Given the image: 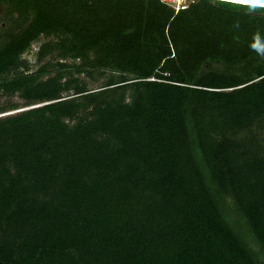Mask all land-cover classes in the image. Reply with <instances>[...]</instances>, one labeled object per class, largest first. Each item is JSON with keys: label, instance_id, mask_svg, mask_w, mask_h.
<instances>
[{"label": "trees", "instance_id": "trees-1", "mask_svg": "<svg viewBox=\"0 0 264 264\" xmlns=\"http://www.w3.org/2000/svg\"><path fill=\"white\" fill-rule=\"evenodd\" d=\"M0 2L25 23L0 77L41 35L36 59L114 75L90 92L58 61L0 80L47 102L0 117V264H264L263 7Z\"/></svg>", "mask_w": 264, "mask_h": 264}, {"label": "rangeland", "instance_id": "rangeland-1", "mask_svg": "<svg viewBox=\"0 0 264 264\" xmlns=\"http://www.w3.org/2000/svg\"><path fill=\"white\" fill-rule=\"evenodd\" d=\"M197 0H186V3L189 4ZM264 15V14H263ZM20 15L15 11V8L9 2H0V46L7 41V36L11 31L17 32L19 27L25 25L23 23ZM56 38L53 36H39L38 39L31 42L30 46L27 50H25L20 55V64L17 68L10 70L7 74H4L0 77V80L5 78L9 79L16 74H38L41 80L52 77L55 74V67H51V65H55L56 62H63L66 65L68 70L62 72L64 75L63 79H76L78 85H85L86 89L90 92L97 91L101 89L103 86L107 85L109 79L112 75L109 71H101V70H90L89 75L83 73H75L72 72L73 67H78L80 65V61H73L71 59L60 60L54 53L50 55H46L43 58L36 59V52L40 45L47 42H54ZM42 69H45L43 73H40ZM72 93V90L69 94ZM61 96H65L63 93ZM15 104V109H6L7 104ZM47 102L34 104L32 106L22 107L23 100L19 98L18 93H13L12 95H6L2 93L0 90V108H4L6 110L0 111V117L15 114L22 110L28 109L29 107H36L46 104ZM261 262L264 263V256H261Z\"/></svg>", "mask_w": 264, "mask_h": 264}, {"label": "water", "instance_id": "water-1", "mask_svg": "<svg viewBox=\"0 0 264 264\" xmlns=\"http://www.w3.org/2000/svg\"><path fill=\"white\" fill-rule=\"evenodd\" d=\"M219 1L264 8V0H219Z\"/></svg>", "mask_w": 264, "mask_h": 264}, {"label": "built area", "instance_id": "built-area-1", "mask_svg": "<svg viewBox=\"0 0 264 264\" xmlns=\"http://www.w3.org/2000/svg\"><path fill=\"white\" fill-rule=\"evenodd\" d=\"M160 1L165 5L171 7L175 13L187 6L186 0H160Z\"/></svg>", "mask_w": 264, "mask_h": 264}, {"label": "clouds", "instance_id": "clouds-1", "mask_svg": "<svg viewBox=\"0 0 264 264\" xmlns=\"http://www.w3.org/2000/svg\"><path fill=\"white\" fill-rule=\"evenodd\" d=\"M187 5H188V4H187ZM186 7H187V6H186ZM186 7H184V8H186ZM184 8H183V9H184ZM181 10H182V9H181ZM31 108H32V107H31Z\"/></svg>", "mask_w": 264, "mask_h": 264}]
</instances>
